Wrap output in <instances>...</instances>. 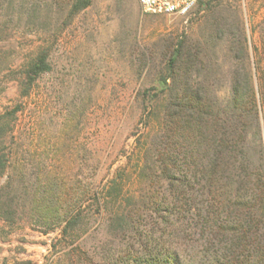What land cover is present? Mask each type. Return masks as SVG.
I'll list each match as a JSON object with an SVG mask.
<instances>
[{
  "label": "rangeland",
  "instance_id": "374dc122",
  "mask_svg": "<svg viewBox=\"0 0 264 264\" xmlns=\"http://www.w3.org/2000/svg\"><path fill=\"white\" fill-rule=\"evenodd\" d=\"M16 1L36 4V10L0 43L6 51L0 65L5 88L0 114L20 106L4 151L21 156L27 172L33 169L38 179L61 178L63 209L77 198L107 192L109 211L140 207L147 196L146 182L139 176L140 146L160 122L170 83L168 63L180 44L194 51L204 45L219 73L209 78L222 84L221 98L227 94V64L218 53L223 43L209 37L211 22L205 23L210 12H216L229 33L242 28L251 52L264 36V0H198L185 16L145 15L138 0H92L76 15L69 14L70 0ZM42 51L51 70L22 98L18 81L3 75ZM5 181L0 179V186ZM83 206L85 213L67 240L60 239L61 228L40 233L29 218L12 225L0 220V264L5 259L8 264L15 259L48 264L66 252H72V262L63 257L60 264H102L118 258L126 239L112 220L101 217L93 201ZM146 223L152 225L147 220L141 225ZM181 245L184 264H197V251L188 241Z\"/></svg>",
  "mask_w": 264,
  "mask_h": 264
},
{
  "label": "trees",
  "instance_id": "16d2710c",
  "mask_svg": "<svg viewBox=\"0 0 264 264\" xmlns=\"http://www.w3.org/2000/svg\"><path fill=\"white\" fill-rule=\"evenodd\" d=\"M91 1L70 0L69 14L85 10ZM26 5L0 0V43L34 15L36 4ZM215 15L210 12L205 23L211 22L208 36L223 43L218 53L227 64V94L219 96L223 86L215 79L216 63L203 44L195 51L183 44L174 50L160 122L140 146L139 176L147 187L140 207L109 211L107 192L77 198L63 209L61 178L38 179L33 169L27 172L21 156L4 151L20 109L15 106L0 114V179H6L0 186V220L12 225L29 218L40 233L61 228L60 239L67 240L88 200L127 240L118 258H106L102 264H184L181 244L186 241L199 255L197 264H264V36L251 52L242 28L229 33ZM4 55L0 48V65ZM50 70L42 51L3 78L18 81L24 98ZM163 81L166 84L167 78ZM4 89L0 85V95ZM146 220L152 225L143 227ZM63 257L72 262V252H66L48 264H60ZM3 264H8L6 259ZM11 264L33 263L15 259Z\"/></svg>",
  "mask_w": 264,
  "mask_h": 264
},
{
  "label": "built area",
  "instance_id": "2783aa9c",
  "mask_svg": "<svg viewBox=\"0 0 264 264\" xmlns=\"http://www.w3.org/2000/svg\"><path fill=\"white\" fill-rule=\"evenodd\" d=\"M198 0H138L143 14L157 16H185L196 6Z\"/></svg>",
  "mask_w": 264,
  "mask_h": 264
}]
</instances>
